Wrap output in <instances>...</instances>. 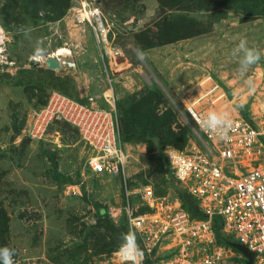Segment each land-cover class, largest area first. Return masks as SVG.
Instances as JSON below:
<instances>
[{
	"label": "rangeland",
	"instance_id": "rangeland-1",
	"mask_svg": "<svg viewBox=\"0 0 264 264\" xmlns=\"http://www.w3.org/2000/svg\"><path fill=\"white\" fill-rule=\"evenodd\" d=\"M97 2L110 44L120 51L111 78L127 181L150 182L157 195L172 197L177 188L165 150L203 147L183 103L198 95L203 76L218 82V91L208 93L214 104L222 94L219 103L245 115L264 107V56L241 75L232 55L240 38L264 51V0ZM0 24L8 39L0 64V246L16 249L15 264H117L115 239L95 224L108 218L125 225L120 180L92 174L66 122L53 120L41 138L28 135L33 112L54 90L106 104V58L74 22L71 0H0ZM37 41L44 60L33 58ZM58 47L71 53L60 68H49L45 59Z\"/></svg>",
	"mask_w": 264,
	"mask_h": 264
},
{
	"label": "built area",
	"instance_id": "built-area-1",
	"mask_svg": "<svg viewBox=\"0 0 264 264\" xmlns=\"http://www.w3.org/2000/svg\"><path fill=\"white\" fill-rule=\"evenodd\" d=\"M73 19L92 35L102 59L106 58V104L93 96L85 100L52 91L35 110L28 135L41 138L53 120L76 129L92 174L118 178L122 189L121 211L129 233L135 235L137 264H246L247 257L232 243L253 254L251 264H264V107L240 111L219 103L208 93L219 89L210 74L199 82L198 95L184 100L203 147L182 151L165 150V160L177 191L172 197L159 196L150 182L135 187L127 181V152L114 111L111 70L120 51L110 44V25L97 0H71ZM0 64L7 61L8 41L0 24ZM213 104V105H208ZM226 112L232 128L219 137L202 128L208 113ZM180 191H179V190ZM182 192L195 202L194 215ZM221 221L217 239L214 217ZM114 251L117 264H133Z\"/></svg>",
	"mask_w": 264,
	"mask_h": 264
},
{
	"label": "clouds",
	"instance_id": "clouds-1",
	"mask_svg": "<svg viewBox=\"0 0 264 264\" xmlns=\"http://www.w3.org/2000/svg\"><path fill=\"white\" fill-rule=\"evenodd\" d=\"M2 31V30H0ZM32 29H23L24 35L28 37ZM43 42L37 41L36 47L34 49V60L39 61L42 59V53L44 51L42 47ZM143 55V54H141ZM232 55L234 57H239L240 72L243 75L249 67L257 64L261 57L264 56V51H261L257 47H249L246 38H240L239 43L232 50ZM250 85V91L254 90L252 82L248 81ZM202 128L206 131L213 133L221 138L226 137L228 131L232 128V121L226 112H216L212 111L208 113L207 119L202 123ZM119 252L126 259L132 260L133 264H137L136 253L140 252L139 246L136 244L135 235L132 233L125 234ZM16 249L8 245L0 246V264H15L14 257L16 255ZM140 256L143 253L140 252Z\"/></svg>",
	"mask_w": 264,
	"mask_h": 264
},
{
	"label": "water",
	"instance_id": "water-1",
	"mask_svg": "<svg viewBox=\"0 0 264 264\" xmlns=\"http://www.w3.org/2000/svg\"><path fill=\"white\" fill-rule=\"evenodd\" d=\"M45 63L49 68H60L61 67V65H60L61 63L59 62V60L57 58L47 57L45 60ZM181 194H182L183 200L190 207L192 213L194 215H196L198 213V209H197L195 202L187 195V193L182 192ZM95 227L96 228L103 227L105 230L109 231L111 233L112 237L115 239L116 246L121 244L125 234L129 233V230L127 229V227L125 225L116 226V225L112 224L108 218L98 219L96 224H95ZM232 244L237 249H239L248 258L246 264H251L253 254L249 250H247L243 245H241L239 243L233 242Z\"/></svg>",
	"mask_w": 264,
	"mask_h": 264
},
{
	"label": "trees",
	"instance_id": "trees-1",
	"mask_svg": "<svg viewBox=\"0 0 264 264\" xmlns=\"http://www.w3.org/2000/svg\"><path fill=\"white\" fill-rule=\"evenodd\" d=\"M65 13V10H60V11H58V15H63ZM244 116H245V114H243ZM143 136H144V134H143ZM122 137V136H121ZM124 138H125V140H128V135H125V136H123ZM52 165H53V170H54V174H55V177H59L58 176V172H57V165H56V163H55V161H52ZM214 220H215V232H216V235H217V239L218 240H221L222 239V237L220 236V234H219V228H220V225H221V221H220V219L218 218V217H214ZM117 247V246H116Z\"/></svg>",
	"mask_w": 264,
	"mask_h": 264
},
{
	"label": "bare ground",
	"instance_id": "bare-ground-1",
	"mask_svg": "<svg viewBox=\"0 0 264 264\" xmlns=\"http://www.w3.org/2000/svg\"><path fill=\"white\" fill-rule=\"evenodd\" d=\"M70 53H71V51L68 48H66V47H58L56 49V51L53 54L49 55L48 57L57 58L59 60V62L61 63V60H62L61 57L64 56V55H68L69 56ZM41 60H44V57H42Z\"/></svg>",
	"mask_w": 264,
	"mask_h": 264
}]
</instances>
